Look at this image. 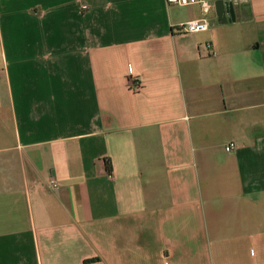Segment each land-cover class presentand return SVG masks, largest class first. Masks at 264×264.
I'll return each mask as SVG.
<instances>
[{
  "label": "crops",
  "instance_id": "0c3cea01",
  "mask_svg": "<svg viewBox=\"0 0 264 264\" xmlns=\"http://www.w3.org/2000/svg\"><path fill=\"white\" fill-rule=\"evenodd\" d=\"M210 1L0 0V264H264V0Z\"/></svg>",
  "mask_w": 264,
  "mask_h": 264
},
{
  "label": "built area",
  "instance_id": "2783aa9c",
  "mask_svg": "<svg viewBox=\"0 0 264 264\" xmlns=\"http://www.w3.org/2000/svg\"><path fill=\"white\" fill-rule=\"evenodd\" d=\"M166 4L169 6L177 7H187V6H198L203 15H207L211 9L210 0H165ZM208 22L206 19L200 21H188L186 23L180 24L177 27V30L182 34H195L201 33L208 30ZM130 89L133 92H137L141 84L137 78L131 77L129 80ZM235 149L234 144H229L225 147L226 152H232ZM50 188L55 189L56 185L54 182L50 183Z\"/></svg>",
  "mask_w": 264,
  "mask_h": 264
},
{
  "label": "trees",
  "instance_id": "16d2710c",
  "mask_svg": "<svg viewBox=\"0 0 264 264\" xmlns=\"http://www.w3.org/2000/svg\"><path fill=\"white\" fill-rule=\"evenodd\" d=\"M106 167H107V170H108V172H109V174H110V165L108 164V163H106ZM88 262H90V261H88ZM87 262V263H88Z\"/></svg>",
  "mask_w": 264,
  "mask_h": 264
},
{
  "label": "water",
  "instance_id": "95a60500",
  "mask_svg": "<svg viewBox=\"0 0 264 264\" xmlns=\"http://www.w3.org/2000/svg\"><path fill=\"white\" fill-rule=\"evenodd\" d=\"M219 4H222V2H221V1L217 2V3H216V7H218ZM225 22H226V21L224 20L223 23H225Z\"/></svg>",
  "mask_w": 264,
  "mask_h": 264
},
{
  "label": "rangeland",
  "instance_id": "374dc122",
  "mask_svg": "<svg viewBox=\"0 0 264 264\" xmlns=\"http://www.w3.org/2000/svg\"><path fill=\"white\" fill-rule=\"evenodd\" d=\"M214 2V1H213ZM211 4H212V2H211Z\"/></svg>",
  "mask_w": 264,
  "mask_h": 264
}]
</instances>
